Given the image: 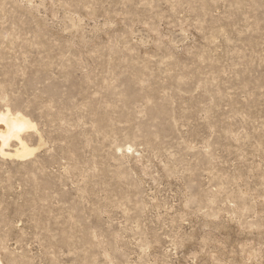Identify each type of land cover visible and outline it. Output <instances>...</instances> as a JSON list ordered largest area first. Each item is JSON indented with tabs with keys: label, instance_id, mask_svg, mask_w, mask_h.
Returning <instances> with one entry per match:
<instances>
[{
	"label": "rangeland",
	"instance_id": "1",
	"mask_svg": "<svg viewBox=\"0 0 264 264\" xmlns=\"http://www.w3.org/2000/svg\"><path fill=\"white\" fill-rule=\"evenodd\" d=\"M4 110L1 264H264V0H0Z\"/></svg>",
	"mask_w": 264,
	"mask_h": 264
},
{
	"label": "bare ground",
	"instance_id": "2",
	"mask_svg": "<svg viewBox=\"0 0 264 264\" xmlns=\"http://www.w3.org/2000/svg\"><path fill=\"white\" fill-rule=\"evenodd\" d=\"M34 129V123L23 117L21 113H12L9 110L0 111V156L18 160H25L32 156L35 149L24 144L22 137ZM11 143H16L17 148L11 153L6 152V147Z\"/></svg>",
	"mask_w": 264,
	"mask_h": 264
}]
</instances>
